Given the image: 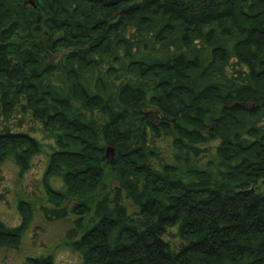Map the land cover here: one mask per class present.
<instances>
[{"label":"trees","instance_id":"trees-1","mask_svg":"<svg viewBox=\"0 0 264 264\" xmlns=\"http://www.w3.org/2000/svg\"><path fill=\"white\" fill-rule=\"evenodd\" d=\"M32 1L0 0V167L46 155L80 264H264V0Z\"/></svg>","mask_w":264,"mask_h":264},{"label":"rangeland","instance_id":"rangeland-1","mask_svg":"<svg viewBox=\"0 0 264 264\" xmlns=\"http://www.w3.org/2000/svg\"><path fill=\"white\" fill-rule=\"evenodd\" d=\"M167 146L165 140L161 141ZM46 166V155L36 156L31 168L20 173L18 167L10 160L0 167V218L11 226L18 225L21 214L18 210V199L23 197L35 207L33 223L25 233L18 249L0 248L2 264H17L27 256L52 253L56 264H80L81 256L66 247L67 230L71 222L66 219L49 220L45 218L43 205L47 197L42 187V176Z\"/></svg>","mask_w":264,"mask_h":264},{"label":"bare ground","instance_id":"bare-ground-1","mask_svg":"<svg viewBox=\"0 0 264 264\" xmlns=\"http://www.w3.org/2000/svg\"><path fill=\"white\" fill-rule=\"evenodd\" d=\"M29 3H31V4H34L35 5V3L32 1V0H29ZM22 244V243H21ZM21 246V245H20ZM19 246V247H20ZM18 249V248H17ZM43 254H45V253H43ZM47 254V253H46ZM52 254V253H51ZM39 255H42V254H39ZM33 256H37V255H33ZM54 256V255H53ZM55 258V257H54ZM55 262H56V260H55Z\"/></svg>","mask_w":264,"mask_h":264},{"label":"water","instance_id":"water-1","mask_svg":"<svg viewBox=\"0 0 264 264\" xmlns=\"http://www.w3.org/2000/svg\"><path fill=\"white\" fill-rule=\"evenodd\" d=\"M111 149H108V151H110Z\"/></svg>","mask_w":264,"mask_h":264}]
</instances>
